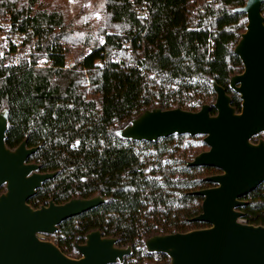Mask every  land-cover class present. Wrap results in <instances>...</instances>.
<instances>
[{"label":"trees","instance_id":"1","mask_svg":"<svg viewBox=\"0 0 264 264\" xmlns=\"http://www.w3.org/2000/svg\"><path fill=\"white\" fill-rule=\"evenodd\" d=\"M42 1L0 0V22L22 31L27 49L34 40L32 52L16 64L4 62L11 51L0 57L5 143L13 149L25 140L26 147H37L27 162L40 173L56 172L27 203L36 209L49 201L100 196L102 203L48 234L61 252L74 257L75 244L98 230L114 238L116 247L134 250L140 264H168L167 254L144 252L145 240L208 227L192 220L203 200L194 192L214 186L204 178L219 170L187 165L208 149L202 135L148 141L116 131L153 108L197 111L210 105L215 115L214 84L240 111L230 80L243 69L234 48L246 16L234 9L246 0H103L84 40L60 10L46 9ZM139 9L146 14L140 16ZM39 59L48 64L37 66ZM258 139L264 141V133L251 142ZM242 200L238 210L246 224L264 226V182Z\"/></svg>","mask_w":264,"mask_h":264},{"label":"water","instance_id":"2","mask_svg":"<svg viewBox=\"0 0 264 264\" xmlns=\"http://www.w3.org/2000/svg\"><path fill=\"white\" fill-rule=\"evenodd\" d=\"M264 0H246L234 10L245 14L246 25L234 53L243 69L230 80L239 94L238 113L230 105L225 89L214 84L216 99L197 111L181 108L147 109L116 133L133 140L153 141L172 134L202 135L208 149L197 154L189 166L217 168L219 174L205 177L214 186L195 191L202 196L201 212L192 218L208 227L184 233L154 235L145 240L149 252L168 255V264H264V226L240 223L242 200L264 182V141L251 139L264 131ZM7 111H0V264H111L126 253L115 248L114 238L98 230L86 234L77 249L82 257L66 256L52 241L39 238L51 234L68 219L104 201L100 196L71 199L63 204L32 208L27 201L56 172L40 173L28 163L37 147L25 140L6 146Z\"/></svg>","mask_w":264,"mask_h":264},{"label":"rangeland","instance_id":"3","mask_svg":"<svg viewBox=\"0 0 264 264\" xmlns=\"http://www.w3.org/2000/svg\"><path fill=\"white\" fill-rule=\"evenodd\" d=\"M43 7L46 9L60 10L64 16L65 23L70 24L72 29L75 30L76 36H81L82 40L85 38L86 30L90 25L94 26L97 22L92 21L94 15H100V8L103 4V0H43ZM34 40L28 43L27 53L32 52ZM66 44V43H65ZM64 44V45H65ZM82 51L86 52L87 47L84 44L81 46ZM74 53L71 51L67 58V64L70 66L73 64ZM48 64L44 59H39L37 66L43 67ZM50 240L53 238L50 237Z\"/></svg>","mask_w":264,"mask_h":264},{"label":"built area","instance_id":"4","mask_svg":"<svg viewBox=\"0 0 264 264\" xmlns=\"http://www.w3.org/2000/svg\"><path fill=\"white\" fill-rule=\"evenodd\" d=\"M138 14L140 16H144L146 13L142 10H137ZM99 20V15H94L92 17V21L97 22ZM3 27L2 30H0V43L3 46V50L1 48L0 57H3L2 54L5 52L11 51L9 54V57H5L4 62L6 64H16L19 60V58L27 53V46L25 45V34L20 31L18 28L14 27L10 28L11 24L9 22H0V27ZM240 223L246 224V220L241 218L238 220Z\"/></svg>","mask_w":264,"mask_h":264},{"label":"flooded vegetation","instance_id":"5","mask_svg":"<svg viewBox=\"0 0 264 264\" xmlns=\"http://www.w3.org/2000/svg\"><path fill=\"white\" fill-rule=\"evenodd\" d=\"M263 133H264V131L261 132V133H259V134L261 135V134H263ZM259 134H257L256 136H259ZM256 136H254V137H256ZM254 137H253V139H254ZM258 140H263V139H258ZM257 142H258V141H257ZM257 142H256V143H257ZM216 169H217V168H216ZM217 170H218V169H217ZM219 173H221L220 170H219ZM219 173H216V174H219ZM214 175H215V174H214ZM39 238H41V239H43V240H49V241H52V240H50V236H48V234H41V235H39ZM84 243H85V242H84ZM84 243L75 244V246L77 247L78 245H81V244H84ZM114 247L119 249V247H116V246H115V243H114ZM122 249H125V250H126V253L123 254V256H122L120 259L117 258L116 261L113 262V263H111V264H129V262L132 261V260H137V261H138V264L141 263V257H140V256L136 257V256H135V253H134V250H133V253H132L130 248H122ZM143 249H144V252H145V253H147L148 255H150V254H149L150 252L147 250L145 244H144ZM77 250H78V249H77ZM68 257H69V256H68ZM81 257H82V255H81V253H80L79 250H78V254H77V255H74V257L71 256L70 258H73V259H79V258H81ZM133 258H135V259H133ZM146 264H151V262L148 261ZM158 264H161V262L158 263ZM165 264H167V263H165Z\"/></svg>","mask_w":264,"mask_h":264}]
</instances>
